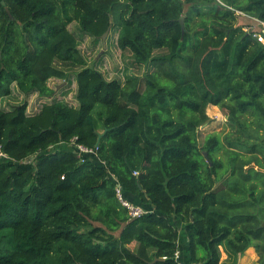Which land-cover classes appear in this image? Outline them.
<instances>
[{
  "label": "trees",
  "instance_id": "16d2710c",
  "mask_svg": "<svg viewBox=\"0 0 264 264\" xmlns=\"http://www.w3.org/2000/svg\"><path fill=\"white\" fill-rule=\"evenodd\" d=\"M251 19L264 23V0H0V264H229L220 248L251 247L264 264V44L243 30ZM72 23L95 41L116 31L123 80L87 66ZM71 73L76 106L27 113ZM14 94L25 99L5 109ZM209 106L225 111V144L198 142ZM117 186L147 213L132 217Z\"/></svg>",
  "mask_w": 264,
  "mask_h": 264
},
{
  "label": "rangeland",
  "instance_id": "374dc122",
  "mask_svg": "<svg viewBox=\"0 0 264 264\" xmlns=\"http://www.w3.org/2000/svg\"><path fill=\"white\" fill-rule=\"evenodd\" d=\"M239 14L241 13L239 12L238 15ZM241 15L244 16L243 14ZM251 21L254 23L250 26H244V31H252L255 34L256 32L259 33L262 29H264V26L258 24L255 19H251ZM245 23H249V21L246 19ZM68 29L79 40L78 50L86 61L87 66L95 68L108 80H123L122 69L124 61L121 58L120 50L116 45V31L112 27L104 40V47L101 39L95 41L90 37L83 36L79 32L75 23L70 24ZM127 60L125 59V61ZM48 86L50 88H54V96L52 98H42L36 93L30 95L28 98L27 113L32 114L37 112L42 104L51 102L53 99L68 102L72 106L77 105L74 100L75 82L73 73H71L69 79L64 82L51 79L48 82ZM24 99L25 98H23V96H17L14 94L9 98L3 99L2 105L5 109H9L14 105L22 103ZM206 114L209 121L197 130L199 144L202 145L204 138L207 135L214 133L218 134L222 143H224V136L230 132V128L226 123L225 111L219 107L209 106L206 109ZM220 251V260L224 262L227 261L229 264H256V260L258 258L255 249L252 247L248 248L242 255L236 258L232 257L231 259L223 252L222 248H220Z\"/></svg>",
  "mask_w": 264,
  "mask_h": 264
},
{
  "label": "built area",
  "instance_id": "2783aa9c",
  "mask_svg": "<svg viewBox=\"0 0 264 264\" xmlns=\"http://www.w3.org/2000/svg\"><path fill=\"white\" fill-rule=\"evenodd\" d=\"M258 24L260 25H263L264 24L258 20H256ZM253 37L257 39V41H259L260 43L264 44V30L260 31L259 33H255L253 34ZM76 153H78L77 155L78 156H82V154H92L93 151L89 150V149H86L82 146H77L76 148ZM5 155L2 154L0 152V157H4ZM116 197L118 199V201L129 211V214L132 216V217H139V216H142L144 214L147 213V211L143 210L141 207H138V206H134L132 205L131 203H129L128 201H126L123 196H122V191L120 189L119 186L116 187ZM175 258L176 259H179V255H178V252L175 254ZM191 264H201V263H191Z\"/></svg>",
  "mask_w": 264,
  "mask_h": 264
},
{
  "label": "water",
  "instance_id": "95a60500",
  "mask_svg": "<svg viewBox=\"0 0 264 264\" xmlns=\"http://www.w3.org/2000/svg\"><path fill=\"white\" fill-rule=\"evenodd\" d=\"M178 22H179V24H180V26H181V29H182V31H183V29H184V27H183V18L181 17V18L178 20ZM109 30H110V27H108V29L105 31V33L101 36V40H102V43H103V47H104V40H105V38H106V36H107ZM155 261H157V259H155L154 262H155Z\"/></svg>",
  "mask_w": 264,
  "mask_h": 264
}]
</instances>
